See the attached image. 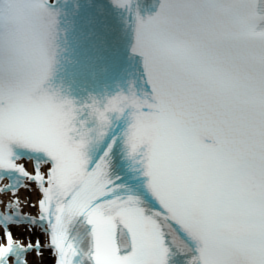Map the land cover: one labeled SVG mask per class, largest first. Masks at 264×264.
Listing matches in <instances>:
<instances>
[{
	"label": "snow or ice",
	"instance_id": "obj_1",
	"mask_svg": "<svg viewBox=\"0 0 264 264\" xmlns=\"http://www.w3.org/2000/svg\"><path fill=\"white\" fill-rule=\"evenodd\" d=\"M46 252L264 264V0H0V264Z\"/></svg>",
	"mask_w": 264,
	"mask_h": 264
},
{
	"label": "bare ground",
	"instance_id": "obj_2",
	"mask_svg": "<svg viewBox=\"0 0 264 264\" xmlns=\"http://www.w3.org/2000/svg\"><path fill=\"white\" fill-rule=\"evenodd\" d=\"M26 195H28V194H26V193H24V192H21V196H22V198H23L24 196H26ZM34 195H35V193L31 194V197H33ZM44 259L46 260V264H47L48 258H47V257H44Z\"/></svg>",
	"mask_w": 264,
	"mask_h": 264
}]
</instances>
